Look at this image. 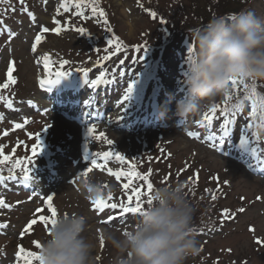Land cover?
<instances>
[{
  "label": "rangeland",
  "instance_id": "rangeland-1",
  "mask_svg": "<svg viewBox=\"0 0 264 264\" xmlns=\"http://www.w3.org/2000/svg\"><path fill=\"white\" fill-rule=\"evenodd\" d=\"M208 1L139 0L138 3L137 0H100L107 13L108 25L93 17L89 7L84 8L88 18L75 16L76 9L72 6L68 13L61 10L57 15L56 8L61 0H24L27 11L22 10L19 0L0 4V84L7 79L10 63L16 79L8 89L0 90V95L13 103L9 109L5 101H0V145H3L5 154L12 153L15 148L13 159H17L32 156L35 134H40L43 144L42 151L33 158L28 188L20 179L12 180L5 174L6 182L0 184V198L11 205L10 208H0V224L8 225L0 229V264H24L23 259L17 260L15 255L21 246L26 251L39 252L33 241L40 242L48 234V229L38 222L32 230L26 233L24 230L33 218L34 210L46 208L41 202L48 194L54 198L58 215L61 212L80 213L88 218L84 235L98 241L95 264H109L114 252L104 239L101 246L104 230L129 231L139 214L122 216L119 209H106L100 213L93 210L89 199L82 194L81 173L91 168L90 159L99 160L91 154L103 151L119 152L125 156L126 162L130 160L137 164V171L141 173L152 169L151 176H163L157 181L160 183L165 175L172 176L173 181L185 182L184 179L192 176L197 179L198 174V181L193 182L198 184L195 193L200 197L196 211L199 215L193 221L197 224L204 222L205 227H209L211 217H216L222 226L207 230L203 235H195L200 244V254L189 257L185 264H264V135H259L257 141L249 132V142L241 143V130L250 122L249 113L253 106L257 108L255 123H261L264 82H245L249 84L247 90L240 83L235 89L231 87V92H234L232 105L238 101L242 104L235 109V123L230 125L232 132L220 144L219 150L206 137L212 133L221 134L223 119L214 120L211 128L198 121L214 103L223 107L224 97L186 119L175 115L176 101L185 94L186 48L194 44L193 30L208 22L199 23L200 17H207L204 10ZM218 2L214 1L213 5L217 4V7L213 12L225 15L231 7L230 1ZM170 8L173 14L164 15L163 9L167 11ZM178 8L181 12L177 11ZM145 9L160 11L163 18L157 14L153 19ZM190 11L194 17L185 20ZM239 11H251L264 22V0H247ZM28 12L33 13L35 21ZM180 14V22L174 25L173 30L168 28V18L175 21ZM53 17L60 19L67 30L59 35L51 31L43 34L42 42L33 52L32 37L39 33L41 27H55ZM95 24H101L102 29ZM76 27L85 28L87 34L78 33L74 30ZM108 27L112 29L109 36ZM112 34L118 36L125 46V50L116 55L105 52L109 47L104 44V36L111 37ZM137 45L144 51H135L134 46ZM45 55L50 57L48 68L44 66ZM105 55H111V58L102 60ZM64 60L69 63L62 65ZM145 66L151 68V79L146 85L135 87ZM57 71L70 72L57 84L75 85L72 88L81 85L86 78L89 81L96 79L103 72L105 75L97 86L102 85L105 95L98 96L84 87V92L78 96L83 99L78 109L68 102L54 106L51 104L54 99L39 92L36 85L37 81L54 76ZM130 83L133 91L121 106ZM90 95L99 98L95 116L86 114ZM245 96L248 98L244 99ZM72 97L69 95L68 98ZM162 106L167 109L163 117L160 116ZM25 120L28 123L24 128L14 129L15 123L23 124ZM93 125L97 134L103 132L113 141L112 145L89 136L87 129ZM5 131L7 135H4ZM190 131L196 132L200 138L190 137ZM79 145H84L88 151L90 159L87 162L78 155ZM47 162H53L52 166L47 167ZM107 167L114 171L127 170L125 164L112 159L103 170L93 169L87 177L92 176L107 185L105 196L111 192L119 199L123 181L110 176ZM19 171L16 169L17 173ZM219 192L220 199L214 202L212 196ZM241 208L243 212L239 211ZM225 209L230 213L227 218L222 215ZM109 216L115 219L110 223L103 222ZM37 262L34 261L35 264Z\"/></svg>",
  "mask_w": 264,
  "mask_h": 264
},
{
  "label": "clouds",
  "instance_id": "clouds-1",
  "mask_svg": "<svg viewBox=\"0 0 264 264\" xmlns=\"http://www.w3.org/2000/svg\"><path fill=\"white\" fill-rule=\"evenodd\" d=\"M194 51L187 55L183 73L184 96L176 101L175 115L186 119L231 92L230 82H264V22L251 11L212 16L193 30ZM162 106L160 116L166 115ZM264 135V125L254 128ZM86 198L106 195L94 177H82ZM91 189V191H89ZM198 202L183 181L154 186L134 227L126 232L106 228L103 239L114 252L109 264H185L200 254L193 229ZM54 227L40 241L44 264H95L98 241L86 237L88 218L61 212Z\"/></svg>",
  "mask_w": 264,
  "mask_h": 264
},
{
  "label": "snow or ice",
  "instance_id": "snow-or-ice-1",
  "mask_svg": "<svg viewBox=\"0 0 264 264\" xmlns=\"http://www.w3.org/2000/svg\"><path fill=\"white\" fill-rule=\"evenodd\" d=\"M20 4L22 5V10L27 11L26 6H24V0H19ZM139 3V0H137ZM10 3V0H0V4H8ZM100 0H61V3L56 8L57 15H60L61 10L64 13H68L70 11V6L74 7L76 11L74 12V15L77 17H85L84 8L89 7L90 11L92 13L93 17H96L100 20H103V23L105 25H108V19H107V13L105 10L101 7H99ZM143 7V5H141ZM14 10V9H13ZM149 13V15L155 19L157 17V13L155 11H152L150 9H145ZM29 17L32 18L33 21H35V16L33 13L28 12ZM88 18V17H85ZM161 23H164L163 20H161ZM53 24L55 27L48 28V27H41L39 33L35 36V42L32 44V51H37V46L42 42L43 34H46L48 32H54L55 34L59 35L62 31L67 30L63 27L61 20L57 19L56 17H53ZM78 33L85 35L87 34L86 29L83 27H76L74 29ZM107 31L109 33L112 32V29L110 27L107 28ZM107 44L110 46L109 48L105 49V52L111 53V55H116L118 53H121L125 50V46L123 42L120 40L118 36L115 34H112L111 37L107 40ZM194 44L189 48V52L194 51ZM135 51L141 52L144 51V49L137 45L134 46ZM99 51V50H97ZM111 55H105L102 59L103 60H109L111 58ZM44 66L45 68L49 67L50 64V57L45 55L43 57ZM62 65H67L69 62L67 60H64L61 62ZM99 63V61H97ZM121 64H123V61H121ZM13 68L12 64H9L8 71H7V79L4 83L0 84V90H6L10 87V85L16 83V79L13 76ZM70 72L66 71H57L53 75H50L48 78L41 79L40 85L41 88L48 90L51 86L59 83V81L62 78H65ZM85 77H87V72L84 73ZM105 73L101 72L100 75L93 80H87L85 79V82L87 84H90L92 87H96L98 84L101 83ZM243 84L244 89H249V84L245 83L244 81L239 80H233L230 82L232 89H235L237 84ZM133 91V84H129L126 90V94L123 97V101L121 102V106L123 105V102H126L130 96V94ZM252 92H255V89L252 88ZM234 95V92H230L225 94L223 104L224 106L221 107L220 104H213L211 108L203 114V119L198 121L202 125H206L208 128L212 127L213 121L222 118L223 124L220 125V132L221 134L217 136L215 133H212L208 135L206 138L213 142L212 146L216 147L219 150L220 144L224 141L226 137H229L232 129L230 128V125H233L235 123V117H236V111L235 109L241 107L242 101H238L236 104L229 107V101L232 99ZM248 97L245 96L244 99H247ZM0 101H5L7 108L11 109L13 107V103L11 99H6L3 95H0ZM261 108H264V104L261 105ZM219 109V113H218ZM250 116V122L241 130V143L247 144L249 142V132L252 133V136L256 138V140H259V135L253 131V129L258 125L255 123L256 117H257V108L253 106L251 109V112L249 113ZM261 123L259 125H264V113H261L260 116ZM27 120L23 124L21 123H15L14 129H22L27 125ZM47 128L44 130L46 131ZM87 132L90 137H94L96 139H103L104 142L108 145H112L113 141L108 139L105 133L99 132L97 134V129L95 126L88 127ZM4 135H7V131H5ZM30 137L32 134H29ZM190 137L200 138L198 134L194 131H190L188 133ZM36 143H34L31 146V153L32 156H25L24 158H17L13 159V156L15 154L16 149L13 148L12 153L5 154L3 150V145H0V173L3 172V166L8 167V171L10 173V177L12 180L20 179L25 186L28 185L29 181L32 179L31 172L34 160L33 158L38 155L39 152L43 149L42 140L40 138V134H35L34 137ZM219 141L217 144L216 141ZM91 156L93 157H99V160L96 158L90 159L91 168H86L84 172L81 173L82 177H87L89 173L93 169H104L108 162L112 159H115L119 161L121 164H126V158L124 155L120 154L119 152H113V151H103L99 153H92ZM89 159V157H86ZM16 169H19V173L16 172ZM153 170L149 169L147 173H141L136 170V165L127 163V170L124 168H121L119 170L114 171L111 167H107V173L114 177L117 181H123L121 183V189H122V196L121 198L117 199L113 196L111 192L107 194V196L102 195L96 199H93L89 197V201L92 204V208L95 211H98L100 213H103L106 209H119L121 215L124 214H142V210L145 207V198L147 203H151V193L154 188V183L150 179V176L152 175ZM198 179V174H196ZM139 180L141 183L137 184L136 181ZM189 180H192L190 177ZM5 177L0 174V184L5 183ZM107 185H104V188H106ZM91 191V189H89ZM207 191V189H206ZM212 199L215 200L216 196L213 195ZM19 203V202H18ZM42 204L46 205V208H40L37 207L33 212V218L28 222L25 233L32 230L33 226L36 225L38 222L42 223L48 230L50 227H54L57 223V216H58V210L54 207V198L51 195H48L45 200L41 202ZM11 205L7 204L4 200V198H0V208H10ZM240 212H243L244 209H239ZM47 213H50L48 215ZM226 218L230 216L229 210L225 209L222 213ZM38 218V219H37ZM114 216H109L108 220L103 221L105 223H110L112 220H114ZM8 225L6 224H0V229L7 228ZM250 231H253V229H250ZM35 244V247L39 249V252H33V251H26L22 246L19 247L18 251L15 253L17 260L23 259L24 264H33L34 261H38V264H44L43 257L41 255V243L39 241H33ZM101 246H103V238L101 237L100 240Z\"/></svg>",
  "mask_w": 264,
  "mask_h": 264
},
{
  "label": "trees",
  "instance_id": "trees-1",
  "mask_svg": "<svg viewBox=\"0 0 264 264\" xmlns=\"http://www.w3.org/2000/svg\"><path fill=\"white\" fill-rule=\"evenodd\" d=\"M171 1H175V0H171ZM214 1H219V0H209L208 1V5L206 6V8H205V10L204 11H207V17H205V18H202V17H200V22L199 23H203V22H205V21H207V20H209L212 16H215V15H219V13H215V12H213V11H215V8L217 7V4H219V2L214 6L213 4H214ZM230 1V3H231V7H229L227 10V12H225L224 14H228V13H234V12H239V10H240V8L244 5V3L247 1V0H229ZM172 4H174V3H172ZM171 4V6H173ZM101 6V8H102V4L100 3L99 4V7ZM208 7V8H207ZM166 9H163V14L165 15V13L167 14H173V11L171 12V8L170 9H167V11H165ZM177 11L178 12H181L180 11V9L178 8L177 9ZM213 13V15H211ZM157 14H158V16L161 18H163V15L160 13V11H157ZM222 15V14H221ZM192 16L194 17V14H193V12L192 11H190V14H187V15H185V20H187V18H192ZM166 17H168L167 15H166ZM181 17V14L175 19V21H172V20H170V18H168L169 20V22L170 23H168L167 24V26H168V28H170V29H174V25H177L178 24V22H180V18ZM164 21V23H165V20H163ZM181 21H183L182 19H181ZM183 23V27H185V23H184V21L182 22ZM197 23V22H196ZM90 25H92V23L90 24ZM96 26H98V27H101V29H102V25H100V24H95ZM86 27H88V26H86ZM182 27V28H183ZM107 35L109 36L110 35V33L109 32H107ZM110 37H107V40L109 39ZM105 45L107 44V41H106V43H104ZM108 45V44H107ZM106 45V47H110L109 45L107 46ZM189 51V50H188ZM186 52V55H188V53L189 52ZM141 58H143V59H145V57H141ZM102 59V58H101ZM100 60V59H99ZM103 60V59H102ZM101 62V61H100ZM99 62V63H100ZM146 74H147V72L146 73H144L143 75H144V77H143V79L145 80V78L147 77L146 76ZM231 103H232V101H231ZM229 105H230V103H229ZM260 110H262L263 111V109H260ZM147 172V171H146ZM172 175V174H171ZM161 177H163V176H161V175H156V176H150V179L152 180V182L154 183V186L155 185H157V184H160V182H157ZM196 177L195 176H192V180H189V179H184V180H186L185 182H184V184H185V187H186V190L189 192V196H190V198L191 199H193V200H195V201H199V195H197L195 192H197V190L195 189V187H196V185H198L197 183H194L193 181H198L197 179H195ZM174 179V178H173ZM137 181H139V180H137ZM170 181H173L172 180V176H168V175H165V177H164V180H163V182L162 183H166V182H170ZM174 181H177L176 179H174ZM216 192H218V190H216ZM220 192L216 195V199L215 200H213L214 202H217V200H219L220 199ZM212 200V199H211ZM145 204H146V198H145ZM215 204H217V203H215ZM197 215H199V213L198 212H196L195 213V215H194V219H197ZM200 215H201V213H200ZM204 216V215H203ZM211 221H210V224H209V227H205V223L204 222H201V223H198L197 224V221H193V229H194V234L195 235H200V234H202V233H204L205 231H207V230H210V229H213V228H215L217 225H218V218H216V217H214V218H212L211 217Z\"/></svg>",
  "mask_w": 264,
  "mask_h": 264
}]
</instances>
